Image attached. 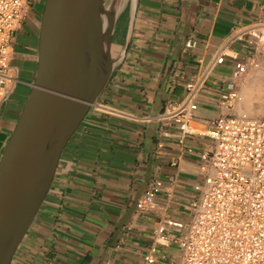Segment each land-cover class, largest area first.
I'll return each mask as SVG.
<instances>
[{
  "label": "crops",
  "instance_id": "crops-1",
  "mask_svg": "<svg viewBox=\"0 0 264 264\" xmlns=\"http://www.w3.org/2000/svg\"><path fill=\"white\" fill-rule=\"evenodd\" d=\"M36 16L35 5L14 38L13 64L19 75H31L15 91L30 90L35 78L27 53L39 44ZM263 22L264 0H124L113 35L112 76L64 149L11 264H147L151 253L154 264L176 262L180 230L168 227L161 244L157 230L168 221H190L195 187L203 181L201 155L212 149L209 122L238 115L222 105L219 93L233 81L241 91L250 79L252 72L232 79L234 58L247 57L246 40ZM221 52L226 63L197 97L195 134L181 141L175 122L152 124ZM15 91L1 113L13 125L28 95ZM156 182L162 190L153 207L138 211L136 200Z\"/></svg>",
  "mask_w": 264,
  "mask_h": 264
},
{
  "label": "built area",
  "instance_id": "built-area-1",
  "mask_svg": "<svg viewBox=\"0 0 264 264\" xmlns=\"http://www.w3.org/2000/svg\"><path fill=\"white\" fill-rule=\"evenodd\" d=\"M39 2L0 0V119L4 103L20 82L19 70L13 64L14 38ZM249 36L247 57L234 58L233 80L264 70V22ZM226 57L224 52L217 54L197 80L186 83L184 97L168 101L158 116L159 122L179 125L181 141L195 134L191 120L197 110L198 94L212 72L226 63ZM236 87L233 81L226 93H219L229 112L241 101ZM206 133L212 149L201 155L203 181L195 187L198 198L191 203L190 221L162 225L157 230L158 243L168 240L167 228L173 227L180 230V255L171 264H264V116H218L209 122ZM161 190V182L150 186L138 201L137 210L151 209ZM145 261L154 264L153 253Z\"/></svg>",
  "mask_w": 264,
  "mask_h": 264
},
{
  "label": "water",
  "instance_id": "water-1",
  "mask_svg": "<svg viewBox=\"0 0 264 264\" xmlns=\"http://www.w3.org/2000/svg\"><path fill=\"white\" fill-rule=\"evenodd\" d=\"M121 2L45 1L35 78L0 156V264H11L51 189L64 149L112 76Z\"/></svg>",
  "mask_w": 264,
  "mask_h": 264
},
{
  "label": "rangeland",
  "instance_id": "rangeland-1",
  "mask_svg": "<svg viewBox=\"0 0 264 264\" xmlns=\"http://www.w3.org/2000/svg\"><path fill=\"white\" fill-rule=\"evenodd\" d=\"M45 1L46 0H41V2H39V3H37L36 4V11H37V16H36V22H35V24H36V30H37V32H38V30H39V27H40V23H41V18H42V13H43V10H44V6H45ZM29 56H30V58L31 59H33V63H34V65H33V68H34V70H36L37 69V50L35 49L34 51H32L31 53H27ZM262 72V73H261ZM252 77L254 76V75H257L259 78H260V81H259V94L261 95V97L263 98V105H262V115H260V116H264V70H257V71H254V72H252L251 74H250ZM31 77V75L29 74V73H27V72H22L21 74H20V83L21 82H25L24 81V79H29ZM252 77H250V79H252ZM249 79V80H250ZM248 80V84H247V82H246V84H247V87H249L250 86V84H251V80L249 81ZM249 82H250V84H249ZM246 84L243 86L244 88H245V86H246ZM20 85V84H19ZM18 85V86H19ZM21 91H25L28 95H29V93H30V91H31V88H30V90L29 89H25V90H23L21 87H19L18 89H16V95L17 94H19V92H21ZM263 94V95H262ZM28 95H27V97H28ZM27 99V98H26ZM258 102H260V101H258ZM256 106V105H255ZM238 107L239 106H237L236 108H234L235 109V111H237L238 112V114H239V111H238ZM233 112V111H232ZM232 115H234V113H232ZM260 116H253V117H260ZM16 126V125H15ZM14 130H15V127L14 126H11L10 128H9V132H14ZM7 140H8V137H5L4 135H0V150H1V152H2V147L6 144V142H7Z\"/></svg>",
  "mask_w": 264,
  "mask_h": 264
},
{
  "label": "bare ground",
  "instance_id": "bare-ground-1",
  "mask_svg": "<svg viewBox=\"0 0 264 264\" xmlns=\"http://www.w3.org/2000/svg\"><path fill=\"white\" fill-rule=\"evenodd\" d=\"M123 1L124 0H122V2H121V6L119 8V11L122 7ZM250 80H251V84L249 82L250 86L247 87V84H248L247 83L245 88L243 87V89L240 91L241 101L239 102V105H238L239 106L238 111H239L240 115L245 114V115H248L251 117L260 116L263 113L262 112L263 98L259 94V86H258L260 78L257 75H254L252 77V79H250ZM258 101H260V102H258Z\"/></svg>",
  "mask_w": 264,
  "mask_h": 264
},
{
  "label": "flooded vegetation",
  "instance_id": "flooded-vegetation-1",
  "mask_svg": "<svg viewBox=\"0 0 264 264\" xmlns=\"http://www.w3.org/2000/svg\"><path fill=\"white\" fill-rule=\"evenodd\" d=\"M37 38H38V41H39V30L37 32ZM37 49H38V47H37ZM32 64L34 65V63H32ZM11 120H12V118H10L8 116H6V117H3L2 116L1 119H0V135H4L5 137H8L7 142L9 141V138H10V136L12 134V132H9V128L11 126H14L15 127V125H16V124L13 125V123L11 122ZM7 142H6V144H7ZM6 144L2 147L3 150H4L5 146H6ZM3 150H2V152H3ZM2 152L0 150V156H1Z\"/></svg>",
  "mask_w": 264,
  "mask_h": 264
}]
</instances>
